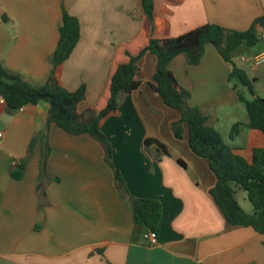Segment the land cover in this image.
Wrapping results in <instances>:
<instances>
[{
	"label": "crops",
	"instance_id": "obj_1",
	"mask_svg": "<svg viewBox=\"0 0 264 264\" xmlns=\"http://www.w3.org/2000/svg\"><path fill=\"white\" fill-rule=\"evenodd\" d=\"M64 11L78 18L81 37L62 66L60 82L69 90L87 86L79 106L84 112L100 106L121 47L138 38L146 42L151 35L178 37L205 24L247 31L264 17V0H155L152 24L140 0H0V63L27 82L44 84ZM263 52L264 29H259L255 46L243 44L232 54L261 97L264 64L242 58ZM156 63L151 53L140 60L137 77L143 85L122 97L102 131L130 194L162 202L157 243L146 239L147 226L135 223L130 199L116 188L104 150L90 136H72L52 124L50 177L40 182L42 145L37 142L31 153L29 147L45 128L50 106L41 102L10 111L0 95V264H264V235L228 224L211 194L217 177L208 160L190 149L187 125L183 139L176 138L172 123L180 112L167 107L147 84ZM169 68L190 92L188 104L251 162L254 149L264 148V133L248 126L239 94L254 96L238 80L230 82L231 64L208 44L198 65H189L181 54ZM238 122L244 126L231 137ZM148 138L164 144L168 154L147 147ZM24 159V177L16 180L11 170ZM233 187L242 208L253 213L247 192Z\"/></svg>",
	"mask_w": 264,
	"mask_h": 264
},
{
	"label": "trees",
	"instance_id": "obj_2",
	"mask_svg": "<svg viewBox=\"0 0 264 264\" xmlns=\"http://www.w3.org/2000/svg\"><path fill=\"white\" fill-rule=\"evenodd\" d=\"M140 1L146 17L152 24L155 0ZM259 29H264V17L256 19L247 31L231 30L218 24H205L178 37L160 39L151 35L146 42L138 38L132 45L123 46L118 51L100 106L82 112L79 106L86 99L87 86L69 90L60 82L62 66L70 58L81 37L78 18L64 11L59 28V42L50 59L52 71L48 80L42 85H34L0 63V95L5 99L10 111L41 102L50 106L45 128L37 133L29 147L31 153L37 142L42 145L40 182L50 177L47 165L51 154L49 138L52 124L72 136L88 135L102 146L104 160L114 172L116 188L132 203L135 223L159 233L163 216L162 202L156 198H137L130 194L121 171L114 164L115 150L102 131L103 122L118 112L122 97L143 85L137 77L140 60L147 53L155 55L156 69L147 84L167 107L180 112V119L172 123L176 138L183 139L184 126L187 125L190 149L197 156L208 160L217 177L211 194L226 221L233 227H252L264 235V148L254 149L251 162L237 153L234 147L225 142L216 128L207 124V116L198 107L188 104L190 92L180 86L175 73L169 68L170 62L181 54L186 56L189 65H198L205 54L206 46L214 45L224 61L232 66L230 82L238 80L254 96L253 99H247L239 94V99L245 104L249 114L248 126L264 133V97L256 94L254 80L232 58V54L243 44L255 46L259 42ZM234 89L237 87L234 86ZM243 126L241 122L235 123L231 137H235ZM145 145H155L158 150L168 154L167 147L156 139H146ZM26 164L24 159L22 163L14 166L11 170L12 178L23 179ZM232 183H237L247 192L254 207L253 213H248L242 208L236 199ZM39 189H42L41 183ZM42 197H46L44 188Z\"/></svg>",
	"mask_w": 264,
	"mask_h": 264
},
{
	"label": "built area",
	"instance_id": "obj_3",
	"mask_svg": "<svg viewBox=\"0 0 264 264\" xmlns=\"http://www.w3.org/2000/svg\"><path fill=\"white\" fill-rule=\"evenodd\" d=\"M250 60L251 63L254 66H260L262 64H264V52L257 54L256 56L248 59L247 57H243L242 61H248ZM2 103H5V99L2 98L1 99ZM23 109V108H21ZM4 136V130L0 127V138H2ZM146 239L151 243V244H155L157 243L158 240V233L154 232V231H150L147 235H146Z\"/></svg>",
	"mask_w": 264,
	"mask_h": 264
},
{
	"label": "rangeland",
	"instance_id": "obj_4",
	"mask_svg": "<svg viewBox=\"0 0 264 264\" xmlns=\"http://www.w3.org/2000/svg\"><path fill=\"white\" fill-rule=\"evenodd\" d=\"M235 81H237V80H235ZM233 184V186H238V191L239 192H246L244 189H242L237 183H232ZM239 198H240V196H239ZM249 201V200H248ZM251 204V203H250Z\"/></svg>",
	"mask_w": 264,
	"mask_h": 264
}]
</instances>
